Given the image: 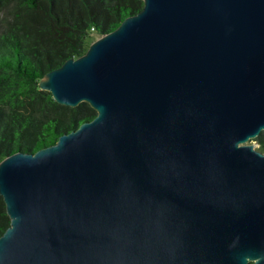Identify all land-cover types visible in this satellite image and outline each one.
<instances>
[{
  "label": "water",
  "instance_id": "95a60500",
  "mask_svg": "<svg viewBox=\"0 0 264 264\" xmlns=\"http://www.w3.org/2000/svg\"><path fill=\"white\" fill-rule=\"evenodd\" d=\"M49 72L92 121L0 163V264H264V0H143Z\"/></svg>",
  "mask_w": 264,
  "mask_h": 264
},
{
  "label": "trees",
  "instance_id": "16d2710c",
  "mask_svg": "<svg viewBox=\"0 0 264 264\" xmlns=\"http://www.w3.org/2000/svg\"><path fill=\"white\" fill-rule=\"evenodd\" d=\"M144 9L143 0H0V163L48 148L97 111L60 105L40 88L51 71ZM264 152V132L256 138ZM0 195V238L11 226Z\"/></svg>",
  "mask_w": 264,
  "mask_h": 264
},
{
  "label": "rangeland",
  "instance_id": "374dc122",
  "mask_svg": "<svg viewBox=\"0 0 264 264\" xmlns=\"http://www.w3.org/2000/svg\"><path fill=\"white\" fill-rule=\"evenodd\" d=\"M252 143L256 146V148L260 147V145L256 142V139H253Z\"/></svg>",
  "mask_w": 264,
  "mask_h": 264
}]
</instances>
